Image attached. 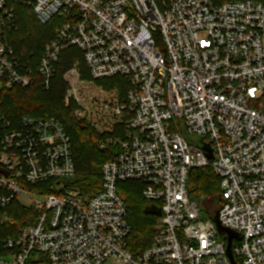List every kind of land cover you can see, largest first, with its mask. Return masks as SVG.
<instances>
[{"label":"built area","instance_id":"obj_1","mask_svg":"<svg viewBox=\"0 0 264 264\" xmlns=\"http://www.w3.org/2000/svg\"><path fill=\"white\" fill-rule=\"evenodd\" d=\"M42 25L57 19L37 73L47 90L61 54L82 53L64 74L65 104L116 147L92 197L67 184L76 175L73 145L54 118L13 122L0 102V207L26 200L34 223L0 243V264H232L228 237L190 198L194 169L220 177L221 224L238 233L232 254L264 264V2L252 0H24ZM2 26L14 18L0 0ZM120 79L113 89L101 81ZM30 64L0 40V87L27 88ZM91 117V122L89 118ZM211 144L207 158L195 139ZM58 181L53 193L47 185ZM141 182L158 203L152 245L139 257L118 193ZM58 186L62 189L58 191ZM239 264V263H237Z\"/></svg>","mask_w":264,"mask_h":264},{"label":"trees","instance_id":"obj_2","mask_svg":"<svg viewBox=\"0 0 264 264\" xmlns=\"http://www.w3.org/2000/svg\"><path fill=\"white\" fill-rule=\"evenodd\" d=\"M252 1L264 2V0ZM5 3L6 7L12 10L14 18L11 24H6L4 27L0 12V40L7 42L15 50L21 62L30 64L34 72V80L24 89L6 90L0 87L1 111L15 123L24 116L58 120L70 136L73 145L76 175L67 180V184L80 190L85 196L92 197L101 189L102 166L114 157L117 149L110 147L101 150L100 141L106 136L99 135L88 127L85 121L75 116L74 103L65 105L67 90L64 81L65 72L79 61L83 77L89 79L82 53L76 48H71L61 54L58 73L50 89L47 90L37 73V65L43 56L45 46L55 37L57 19L39 28L33 10L24 0H5ZM119 80L114 79L116 82ZM104 82L106 81L99 83ZM220 183V177L210 167L194 169L190 172L188 192L190 198L199 205L204 218H212L220 210L222 205ZM57 184L58 181H51L46 187L49 188L47 192L53 193ZM143 189L144 185L141 182H124L118 185V193L126 204L128 223L132 229L128 238V247L136 258L152 245L159 220V217L153 213V209H160L159 204L145 200L142 195ZM35 218L36 213L32 209H26L17 201L5 208L0 207V243L17 238L19 231L34 223ZM6 253L0 251V256ZM236 261L241 264L239 260ZM32 264H48V262L46 257L41 255L39 261Z\"/></svg>","mask_w":264,"mask_h":264},{"label":"water","instance_id":"obj_3","mask_svg":"<svg viewBox=\"0 0 264 264\" xmlns=\"http://www.w3.org/2000/svg\"><path fill=\"white\" fill-rule=\"evenodd\" d=\"M192 143L194 145L202 148L203 151L205 152L207 158L210 159V160H213L214 155H213V150H212L211 144L204 143V140L201 139V138L193 140ZM0 172H3V171L0 170ZM153 213H155L158 217L161 216V211L158 208L153 209ZM213 220H214V223L216 225V228H217L218 232L220 234H226L227 235V237H228L227 255H228V257H229V259H230L232 264H237L235 262V260H234L231 247H232L233 240H240L241 239L240 235L238 233H235V232L231 231L230 229L224 227L221 224V222L219 220V212H217L215 214V217H214Z\"/></svg>","mask_w":264,"mask_h":264},{"label":"rangeland","instance_id":"obj_4","mask_svg":"<svg viewBox=\"0 0 264 264\" xmlns=\"http://www.w3.org/2000/svg\"><path fill=\"white\" fill-rule=\"evenodd\" d=\"M36 24H37V27H39V28L43 26V25H42L40 22H38V21H36ZM0 33H1V31H0ZM0 39H1V38H0ZM99 85L105 86L107 89H113L115 85H118V81H117V82H116V81H108V82H104V83H102V84L99 83ZM65 95H66V92H65ZM64 102H65V98H64ZM74 104H75V103H74ZM65 105H66V104H65ZM75 105H76V104H75ZM78 109H79V108H78V106L76 105L75 116H76L79 120L85 121V115H84V116L80 115ZM89 120H90V122H91V117L89 118ZM85 122H86V124H87L88 127L92 128V129H93L95 132H97L99 135H102V134L100 133L99 126L91 127V123H87V121H85ZM104 140H105V139L101 140V141H100V144L103 143ZM100 144H99V145H100ZM61 189H62V186H58V191H60ZM18 203H20V204H21L23 207H25L26 209H32V207H31L28 203H26V200H24V199L19 200ZM204 217H205V216H204ZM214 217H215V215H214ZM214 217H212V218H210V219H214ZM5 220H6V219H5ZM156 229H157V227H156Z\"/></svg>","mask_w":264,"mask_h":264}]
</instances>
